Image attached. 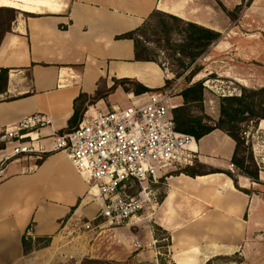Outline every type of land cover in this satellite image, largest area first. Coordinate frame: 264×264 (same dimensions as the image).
<instances>
[{
  "label": "crops",
  "instance_id": "obj_1",
  "mask_svg": "<svg viewBox=\"0 0 264 264\" xmlns=\"http://www.w3.org/2000/svg\"><path fill=\"white\" fill-rule=\"evenodd\" d=\"M219 1L227 7L226 0ZM18 5V9L32 15L24 19L16 17L11 31L0 43V69H9L5 90L0 93V131L28 115L45 113L51 117L52 125L42 129L39 135L48 145L53 133H60L68 126L74 99L80 93L93 95L100 84L111 87L114 78L136 79L152 89L165 86L164 74L160 76V83L154 78L163 68L157 62L135 60L134 41L120 37L142 25L154 10L220 32L222 39L211 47L207 58L230 47L237 48L232 46L230 34H225L229 28L228 13L221 5L220 9H214L206 4V0H0V6ZM238 62H224L230 67L222 66L220 76L229 77L228 74L233 73L232 78L236 81L261 82L253 68L246 76L235 72ZM134 95L119 86L106 99L88 105L86 111L89 108L107 111L118 102L122 105V96L130 100ZM175 98L178 99L177 106L182 98ZM208 102L206 94V109L210 108ZM263 123L264 119L259 125L251 126L255 129L251 146L256 162L261 166L259 177L264 182V141L255 138L256 132L264 130ZM192 148L197 157L195 160L207 166L213 167L218 160L229 165L235 141L216 129L195 140ZM0 174L1 251L13 260L25 257L21 235L30 221L35 223L36 234H52L58 228L57 220L69 213L80 199L83 200L78 209L89 203L90 183L63 152H48L40 162L33 154L13 156L6 161ZM236 178L242 190L259 186L239 172ZM167 186L163 202L165 210L176 209V200L184 193L190 196L195 208H200V214L192 224L193 231L184 235L191 246L174 254L176 264H205L215 253L213 243L224 244L238 239L233 229L229 232L232 227L240 228V236L245 228L249 241L264 244V198L255 192L248 194L240 190L228 174L213 172L194 177L172 174L167 178ZM93 204L97 210V204ZM161 225L169 227L167 219H163ZM127 227L129 224L120 227V231H126ZM152 238L146 236L145 241H141L142 246L149 245ZM136 239L131 234L120 236L116 242L112 241L118 252L115 250L106 257L103 250V253L94 252L93 255L127 259L133 250L139 249L134 244ZM133 246L136 248H131Z\"/></svg>",
  "mask_w": 264,
  "mask_h": 264
},
{
  "label": "rangeland",
  "instance_id": "obj_2",
  "mask_svg": "<svg viewBox=\"0 0 264 264\" xmlns=\"http://www.w3.org/2000/svg\"><path fill=\"white\" fill-rule=\"evenodd\" d=\"M226 2L228 7H226V9L231 12L233 17L228 14L230 17H228L230 20L228 24L229 28L225 30V34H230L229 39L234 42L232 46L235 45L237 48L234 49V47H230V49L220 53L218 52L216 56L211 59L206 57L208 54L198 58L196 63L202 66V70L193 78V82L199 80L203 81L205 86L204 92L205 95L207 94V99L209 101L208 105L210 107L208 109L205 108L204 99V111L214 120H218L220 117V101L222 97L232 95L240 96L242 93L241 87L255 90L264 87V0H226ZM206 4L215 7L214 9H220L219 5L222 3L219 0H206ZM19 7L20 5H18V7H13L15 11H18L16 12L17 17L22 19L27 18V14L30 13L18 9ZM4 20L7 22L8 14L4 15ZM5 22L4 24H6ZM157 52L158 60L163 61L165 67L163 71L154 78L158 83L162 82L160 76H163V74L165 75L166 69L173 73L175 78L176 70L181 72L182 68H178V63L172 61L166 52L160 49ZM236 60L240 62L237 63L239 66L235 72L239 71L241 75L246 76V72L252 71L253 68L257 71V76L261 78V82L258 80L256 83L253 81H236L232 78L233 73H229V77L220 76L223 70L221 67L224 66L229 68L230 64L227 63H236ZM176 82V90L170 95L172 97L165 101L167 106L178 102V99L175 97L180 96V92L185 86L182 75ZM163 89L164 88L161 90ZM119 98L120 96L118 99ZM121 99L122 105H119V102L118 105L124 107L133 104V101L138 103L146 102L149 99V94L134 95L133 99L130 100L122 96ZM260 123H262V119L258 121L257 125ZM245 126L247 127L246 124ZM251 126H254L253 123H250L249 127H247V131L251 130L249 134H246L247 131L243 133L250 143H252V133L255 130H252ZM255 136L256 139L264 141V130L256 132ZM43 154L44 153H33V157L37 161L42 160ZM194 158L196 159L197 157L195 156ZM6 161H0V171ZM214 164V168L228 170L235 177L237 176L238 170L236 166H234V169H231V167L228 164H224L222 160H218ZM259 167L261 169V166ZM178 169L173 170L167 177L174 174ZM137 190L138 188L134 185L130 192L136 193ZM149 191L151 192L149 194L150 200H148L145 209H142L133 220H126L119 225L108 223L101 217L96 218L98 209L96 210L95 207H93L94 204L92 202L84 203V205L78 209L83 199H80L78 204H76L69 213L57 220L58 228L52 234H36L34 231L35 223L30 221L24 228L21 236L25 235L32 237L34 240L36 237H50L51 241L49 245L34 249L28 255H24V258L13 260L12 258L5 257L6 254L3 253L4 250L1 251L3 247H1L0 242V264H81L82 260L86 257L108 260L114 264H176L174 254L188 249L191 246V243L185 241L184 235L193 231L194 225L192 227V224L195 223L194 220L196 215L198 216V214H200V208H195L190 202V196L184 193V196L181 195V197L177 198L176 209L171 208L169 212L165 210L163 202L168 192L167 178L165 177L160 179L156 184H150ZM161 193L165 195L162 200H159V195ZM190 207L191 209H189ZM77 209L79 211L74 215ZM163 219H167L169 227L161 225L163 224ZM98 220L101 222H98ZM87 222H90L92 225L89 229L85 227ZM100 224L104 225L99 227ZM128 224L129 228L127 227L128 229L126 231H120V227L127 226ZM173 226L176 228L174 229L175 231L172 229ZM115 227L119 228V230L111 231L112 228ZM232 229L234 234H237L238 239L224 244L213 243L215 253L211 257L210 264H264V244L254 240L249 241V236L245 228H243L244 231L241 236L239 231L240 228L232 227L229 230L230 233ZM130 234L137 237L134 244L136 241L144 242L146 236L148 238L149 236H153V238L149 245L147 244L146 246L144 245L143 248L133 250L132 255L127 259L122 260L112 256L110 258L94 257V252L103 253V250L107 253L106 257L115 250L118 252L119 249L114 248L113 242H116L120 236L123 237L124 235ZM230 238L232 237L230 236ZM110 241H113L111 243L112 246L108 247ZM44 242L45 240H40L36 243L38 245H43ZM202 245L204 244H201V246ZM131 248L136 247L133 246Z\"/></svg>",
  "mask_w": 264,
  "mask_h": 264
},
{
  "label": "built area",
  "instance_id": "obj_3",
  "mask_svg": "<svg viewBox=\"0 0 264 264\" xmlns=\"http://www.w3.org/2000/svg\"><path fill=\"white\" fill-rule=\"evenodd\" d=\"M164 78L172 80L174 74L166 69ZM176 84L147 92L149 99L144 103L133 101L107 111L89 108L76 129L53 133L50 145L39 134L52 125L51 117L28 115L0 131V142L5 143L0 161L20 154L63 152L90 183L89 202L98 206L96 218L117 225L131 221L150 200V184L194 163L195 138L176 129L172 115L176 105L165 104ZM229 166L234 169L235 165ZM134 185L138 190L131 193ZM85 227L92 225L87 222ZM135 246L143 248L140 241Z\"/></svg>",
  "mask_w": 264,
  "mask_h": 264
},
{
  "label": "trees",
  "instance_id": "obj_4",
  "mask_svg": "<svg viewBox=\"0 0 264 264\" xmlns=\"http://www.w3.org/2000/svg\"><path fill=\"white\" fill-rule=\"evenodd\" d=\"M221 7L233 17L223 4H221ZM16 12L18 11H15L13 7L0 6V43L4 35L11 31L12 23L17 17ZM5 14H8L9 22L4 20ZM120 37L130 38L134 41V55L137 61L157 62L164 69V62L159 61L157 58V51L160 49L166 52L172 61L178 63L177 67L182 68V71L176 70L175 78L167 80L165 83L166 88L171 87L182 75L185 84L180 92L181 103L172 109L176 129L192 135L195 140H199L216 129L228 134L235 141L232 163L240 174L248 176L259 186L242 190L237 183V178L230 171L207 166L198 160H195L191 165L180 167L174 174L184 173L194 177L207 173L224 172L233 179L235 186L240 190L248 194L255 192L264 198V182L259 177L260 167L254 158L251 143L243 135L250 123L257 125L259 120L264 119V87L257 90L241 87L242 93L240 96L222 97L220 117L218 120H214L204 111L205 86L203 81L193 82V78L202 70V66L196 63L197 59L207 55L211 47L222 39V34L197 23L186 21L176 15L154 10L142 25ZM8 72V68L0 69V93L5 90ZM119 86L126 93L135 95L162 89L149 88L132 78H114L111 87L100 84L95 94L89 95L82 92L74 99L73 114L68 121V126L60 133L76 129L82 121L87 106L100 99H106ZM4 147L5 143L0 142V149ZM47 155L48 152H45L42 160ZM164 195L161 193L159 200H162ZM35 240L36 242L45 240V242L43 245H38ZM35 240L32 237L22 236L21 243L24 255H28L34 249L48 246L51 241L50 237H36ZM210 263L211 259L205 264ZM81 264L114 263L108 260L86 257Z\"/></svg>",
  "mask_w": 264,
  "mask_h": 264
},
{
  "label": "bare ground",
  "instance_id": "obj_5",
  "mask_svg": "<svg viewBox=\"0 0 264 264\" xmlns=\"http://www.w3.org/2000/svg\"><path fill=\"white\" fill-rule=\"evenodd\" d=\"M5 4H7V3H5Z\"/></svg>",
  "mask_w": 264,
  "mask_h": 264
}]
</instances>
